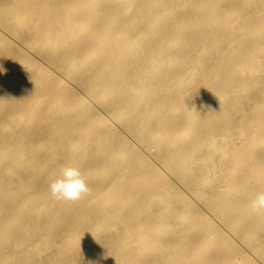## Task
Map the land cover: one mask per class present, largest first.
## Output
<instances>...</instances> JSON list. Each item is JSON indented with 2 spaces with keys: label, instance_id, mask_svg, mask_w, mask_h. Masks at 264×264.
<instances>
[{
  "label": "bare ground",
  "instance_id": "obj_1",
  "mask_svg": "<svg viewBox=\"0 0 264 264\" xmlns=\"http://www.w3.org/2000/svg\"><path fill=\"white\" fill-rule=\"evenodd\" d=\"M262 191L264 0H0V264H264Z\"/></svg>",
  "mask_w": 264,
  "mask_h": 264
},
{
  "label": "clouds",
  "instance_id": "obj_2",
  "mask_svg": "<svg viewBox=\"0 0 264 264\" xmlns=\"http://www.w3.org/2000/svg\"><path fill=\"white\" fill-rule=\"evenodd\" d=\"M59 178L49 185L51 197L58 202H77L90 194L84 173L78 167L59 165ZM251 213L264 212V191L259 192L248 204Z\"/></svg>",
  "mask_w": 264,
  "mask_h": 264
}]
</instances>
